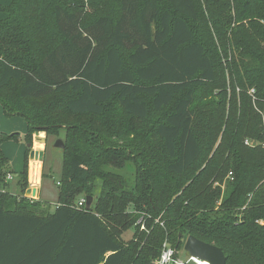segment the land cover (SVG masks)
Instances as JSON below:
<instances>
[{
	"label": "trees",
	"instance_id": "obj_1",
	"mask_svg": "<svg viewBox=\"0 0 264 264\" xmlns=\"http://www.w3.org/2000/svg\"><path fill=\"white\" fill-rule=\"evenodd\" d=\"M223 60L242 97L219 88L227 120L210 151L194 105L214 103L201 93ZM0 106L25 119V144L65 132L53 212L24 197L29 150L13 172L1 145L18 135L0 132V264H152L188 236L225 264H264V0H0ZM11 174L16 195L2 191ZM95 181L93 208L72 205Z\"/></svg>",
	"mask_w": 264,
	"mask_h": 264
},
{
	"label": "rangeland",
	"instance_id": "obj_2",
	"mask_svg": "<svg viewBox=\"0 0 264 264\" xmlns=\"http://www.w3.org/2000/svg\"><path fill=\"white\" fill-rule=\"evenodd\" d=\"M195 4L197 8L199 7V0H195ZM101 13V12H96ZM46 18V16H45ZM48 20V15H47ZM18 40V39H16ZM6 43H8L6 41ZM10 48V53L8 55L9 58L16 57L18 55L23 54V51H20L18 48L20 47V44H8ZM223 63H217L216 67L221 71L218 79L217 84H209L206 85V87L203 89L202 93L205 96L204 100L205 102H214L210 107H203V102L199 103L196 101V104L194 105V110L196 112V123L194 124L195 132L199 135V140L201 142V136L203 138V141L207 143L208 148H210V151L214 148L216 143L218 142L220 135H221V129H223V125L218 130V126L216 127V124L214 120L217 122L224 124L227 120V109L225 107L224 111L222 112L219 107H217V104L225 101H219L220 97L218 96V93H220V87L224 86L225 88V96L228 100L230 98H235V104H238L241 100V91L239 92V89H236L234 92L235 94L232 96V90L231 87H229V77L228 74L225 71V63L224 60ZM246 89V90H245ZM243 92V97H246L247 95L253 94L252 89L245 88ZM247 94V95H246ZM245 95V96H244ZM232 96V97H231ZM254 101V99H252ZM216 103V104H215ZM210 104V103H209ZM111 112L110 115H120V111L116 106H109ZM254 110L257 112V109L254 108ZM253 110V111H254ZM115 111V112H113ZM165 112V111H164ZM118 115V116H119ZM237 115V114H236ZM163 116V115H162ZM163 118V117H162ZM156 119H161L160 113H151L150 118L147 120L145 124H143L144 127L149 126L154 122ZM104 120V119H103ZM26 122L25 119L20 116H14V117H7L2 107L0 106V132L6 133L8 135L17 134L15 140H9L4 142L1 145V150L5 158L8 160V164L10 169L13 172H20L23 167V160L24 155L26 151V144L24 143V135L26 133ZM45 135V146H44V155L42 161H34L32 162L29 160L27 155V182L28 179L31 180V177H33L32 183H35L36 179L39 178L42 180L41 184V190L40 195L38 197L32 198L30 196L26 197L31 200L39 201L41 202L42 206L48 210L49 212H53L56 208V202H57V195L59 192V186L57 183L60 181V176L62 174V171L64 170V161H63V149L54 147V143L56 140H60L63 143H65V132L64 130L56 131L54 134L50 133L48 135ZM36 137H38V133H34L32 136V143H35V147H42L41 144H38L35 142ZM216 140V141H215ZM151 144L156 143V140L152 139ZM251 143V140L246 138L244 144L249 145ZM209 151V152H210ZM126 168L124 171H122V175L124 178L130 179L129 177L133 176V165L131 164V161L128 162V165L126 164ZM32 173V175H31ZM41 177V178H40ZM229 180H231V177L228 176ZM18 176L11 174L6 177L3 184H6V188L2 191H8L10 194H17L20 192L19 186H17ZM2 188V185H0ZM31 188V187H30ZM223 188V186H222ZM29 189V183L28 187ZM223 190V189H222ZM100 193V182L95 181L93 183L92 188V196H93V202L91 205V209L94 206V203L96 202V197ZM84 198L85 195L84 192L81 191L74 199V202L72 205H75L77 201ZM219 204V202H218ZM217 204V205H218ZM132 236V229H127L121 233V240L122 242L128 241ZM185 242V239H184ZM183 251V247H182ZM183 256V254H182Z\"/></svg>",
	"mask_w": 264,
	"mask_h": 264
},
{
	"label": "water",
	"instance_id": "obj_3",
	"mask_svg": "<svg viewBox=\"0 0 264 264\" xmlns=\"http://www.w3.org/2000/svg\"><path fill=\"white\" fill-rule=\"evenodd\" d=\"M39 138L35 139V142L42 145V148H34L33 143L32 144H26V149L29 150V160L32 161H42L44 151L43 146H45V137H41L43 135V132H39ZM35 144V143H34ZM54 147L63 149V143L60 140H56L54 143ZM38 197L37 189H27L25 191L24 197ZM93 202V197L91 196H85V205L84 208L86 211H89L91 209V205ZM181 238V236H180ZM183 251L187 256L195 257L199 260H203L208 262L209 264H225L226 258L221 251V249L217 248L214 245H210L207 243H204L198 239H196L193 236H188L185 239L184 245H183Z\"/></svg>",
	"mask_w": 264,
	"mask_h": 264
},
{
	"label": "built area",
	"instance_id": "obj_4",
	"mask_svg": "<svg viewBox=\"0 0 264 264\" xmlns=\"http://www.w3.org/2000/svg\"><path fill=\"white\" fill-rule=\"evenodd\" d=\"M77 208L84 207L85 200L84 198L80 199L77 202ZM159 221V218L155 220V223ZM137 226H139L140 231L147 232V229L144 225V215H141V217L138 219ZM183 254V256H182ZM197 261L199 264H209L206 261L199 260L192 256H187L182 249H176L170 245V243L167 241V239L164 240L161 251L159 256L153 261L152 264H197Z\"/></svg>",
	"mask_w": 264,
	"mask_h": 264
},
{
	"label": "crops",
	"instance_id": "obj_5",
	"mask_svg": "<svg viewBox=\"0 0 264 264\" xmlns=\"http://www.w3.org/2000/svg\"><path fill=\"white\" fill-rule=\"evenodd\" d=\"M44 134V133H43ZM45 135H41V137H44ZM39 134H38V137L36 138H39ZM33 147L36 149V148H42V147H35L34 143H33ZM43 151H44V146H43ZM38 161V160H37ZM32 162V161H31ZM17 173V172H16ZM41 178V177H40ZM28 183H29V188L30 189H37V192H38V196L40 195V188H41V184H42V180L37 178L35 183H32V181L30 179H28Z\"/></svg>",
	"mask_w": 264,
	"mask_h": 264
},
{
	"label": "bare ground",
	"instance_id": "obj_6",
	"mask_svg": "<svg viewBox=\"0 0 264 264\" xmlns=\"http://www.w3.org/2000/svg\"><path fill=\"white\" fill-rule=\"evenodd\" d=\"M31 175H32V173H31ZM31 180H33V177H31Z\"/></svg>",
	"mask_w": 264,
	"mask_h": 264
},
{
	"label": "clouds",
	"instance_id": "obj_7",
	"mask_svg": "<svg viewBox=\"0 0 264 264\" xmlns=\"http://www.w3.org/2000/svg\"><path fill=\"white\" fill-rule=\"evenodd\" d=\"M197 264H199V262L197 261Z\"/></svg>",
	"mask_w": 264,
	"mask_h": 264
}]
</instances>
